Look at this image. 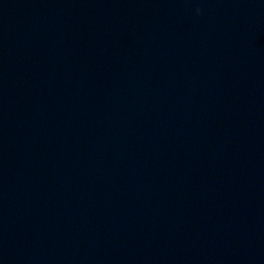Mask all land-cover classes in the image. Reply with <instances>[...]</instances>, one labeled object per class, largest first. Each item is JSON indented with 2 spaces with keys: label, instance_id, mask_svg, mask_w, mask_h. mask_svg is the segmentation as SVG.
I'll return each mask as SVG.
<instances>
[{
  "label": "water",
  "instance_id": "obj_1",
  "mask_svg": "<svg viewBox=\"0 0 264 264\" xmlns=\"http://www.w3.org/2000/svg\"><path fill=\"white\" fill-rule=\"evenodd\" d=\"M0 264H264V0H0Z\"/></svg>",
  "mask_w": 264,
  "mask_h": 264
}]
</instances>
